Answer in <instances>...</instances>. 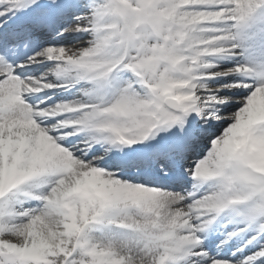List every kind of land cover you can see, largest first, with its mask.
Masks as SVG:
<instances>
[{
	"label": "snow or ice",
	"instance_id": "1",
	"mask_svg": "<svg viewBox=\"0 0 264 264\" xmlns=\"http://www.w3.org/2000/svg\"><path fill=\"white\" fill-rule=\"evenodd\" d=\"M0 264H264V0H0Z\"/></svg>",
	"mask_w": 264,
	"mask_h": 264
}]
</instances>
